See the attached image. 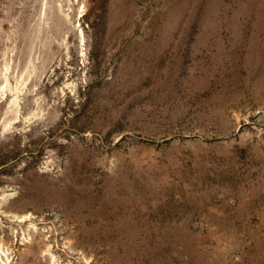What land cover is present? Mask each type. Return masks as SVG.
<instances>
[{
  "label": "rangeland",
  "instance_id": "rangeland-1",
  "mask_svg": "<svg viewBox=\"0 0 264 264\" xmlns=\"http://www.w3.org/2000/svg\"><path fill=\"white\" fill-rule=\"evenodd\" d=\"M0 85L13 264H264V0H0Z\"/></svg>",
  "mask_w": 264,
  "mask_h": 264
},
{
  "label": "bare ground",
  "instance_id": "bare-ground-1",
  "mask_svg": "<svg viewBox=\"0 0 264 264\" xmlns=\"http://www.w3.org/2000/svg\"><path fill=\"white\" fill-rule=\"evenodd\" d=\"M84 39L85 38H82V46L84 47L85 46V43H84ZM87 40V39H86ZM87 43V42H86ZM85 50V49H84ZM82 54H83V49H82ZM84 55V54H83ZM6 69V68H5ZM10 69V68H9ZM7 70V69H6ZM9 80V79H8ZM9 85V84H8ZM7 87V86H6ZM2 93L0 92V95H4V87L3 85H0V90H2ZM11 89V88H10ZM15 97V96H14ZM17 99L18 97L15 98L14 102H13V105L17 102ZM19 112V111H18ZM15 118V117H14ZM17 119V118H16ZM149 168L147 170L144 171V174L147 175V177H156L157 176V171L155 170V168L153 167L152 164H149ZM151 168V169H150ZM160 177V176H159ZM151 179V178H150ZM30 220L31 221V217L29 216H22L20 218H18V221H26V220ZM28 222V221H27ZM27 230L29 232H34V235H36L37 232H39V229L36 225L34 224H29L27 226ZM25 235V233H24ZM27 238L25 237L24 240H26ZM25 243V242H24ZM12 246L9 245L7 243L6 240L4 239H0V264H13L14 263V260H15V253L13 252V249L11 248ZM56 261H53V264H55Z\"/></svg>",
  "mask_w": 264,
  "mask_h": 264
}]
</instances>
